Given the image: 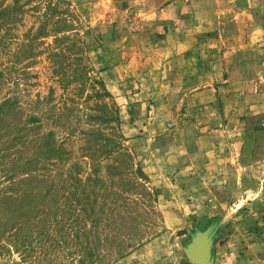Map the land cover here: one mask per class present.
Listing matches in <instances>:
<instances>
[{
    "label": "rangeland",
    "instance_id": "rangeland-1",
    "mask_svg": "<svg viewBox=\"0 0 264 264\" xmlns=\"http://www.w3.org/2000/svg\"><path fill=\"white\" fill-rule=\"evenodd\" d=\"M196 239L264 264V0H0V264Z\"/></svg>",
    "mask_w": 264,
    "mask_h": 264
},
{
    "label": "water",
    "instance_id": "water-1",
    "mask_svg": "<svg viewBox=\"0 0 264 264\" xmlns=\"http://www.w3.org/2000/svg\"><path fill=\"white\" fill-rule=\"evenodd\" d=\"M203 243H204V241L202 242L201 239H199V240L196 239L195 241H193V243L189 244L187 249H186L187 255L192 261H194L196 263L211 264L210 261H206L207 257L205 258L206 253L207 252L210 253L209 246L204 245ZM202 244H203V246H201ZM194 253H197L198 255H195ZM207 255L209 256V254H207Z\"/></svg>",
    "mask_w": 264,
    "mask_h": 264
},
{
    "label": "trees",
    "instance_id": "trees-1",
    "mask_svg": "<svg viewBox=\"0 0 264 264\" xmlns=\"http://www.w3.org/2000/svg\"><path fill=\"white\" fill-rule=\"evenodd\" d=\"M7 101H9V100H6V101H4V103H3V104H6V103H7ZM76 238H77V239L79 238V233H76Z\"/></svg>",
    "mask_w": 264,
    "mask_h": 264
},
{
    "label": "bare ground",
    "instance_id": "bare-ground-1",
    "mask_svg": "<svg viewBox=\"0 0 264 264\" xmlns=\"http://www.w3.org/2000/svg\"><path fill=\"white\" fill-rule=\"evenodd\" d=\"M202 246V245H201ZM195 255H198L197 253H194ZM208 252L206 253V256H205V258L207 257L208 258ZM200 257V256H199ZM206 261H209L208 259L206 260Z\"/></svg>",
    "mask_w": 264,
    "mask_h": 264
}]
</instances>
